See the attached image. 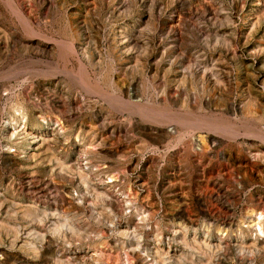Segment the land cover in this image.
Returning a JSON list of instances; mask_svg holds the SVG:
<instances>
[{
	"label": "rangeland",
	"instance_id": "1",
	"mask_svg": "<svg viewBox=\"0 0 264 264\" xmlns=\"http://www.w3.org/2000/svg\"><path fill=\"white\" fill-rule=\"evenodd\" d=\"M260 213L264 0H0V264H264Z\"/></svg>",
	"mask_w": 264,
	"mask_h": 264
},
{
	"label": "built area",
	"instance_id": "2",
	"mask_svg": "<svg viewBox=\"0 0 264 264\" xmlns=\"http://www.w3.org/2000/svg\"><path fill=\"white\" fill-rule=\"evenodd\" d=\"M129 211H127L126 213H128ZM146 219H148V216H147V218H145V220ZM153 227L152 226H147V227H145V229H146V232L147 231H151L150 232V234H152L153 233V230H151ZM209 228H211V224L210 223H207L206 225L205 224H203L201 227H200V231L203 233V236L205 237V236H207L208 234H209V231L210 230H208ZM185 229H187V228H185ZM197 230H198V228H197ZM155 231H157V230H155ZM170 231V230H169ZM194 231H195V229H194ZM171 233V232H170ZM172 234V236H177L178 234H179V232L177 233V230H174V232L173 233H171ZM177 234V235H176ZM220 236H225L226 237V233H225V231L223 232L222 231V234L221 235H217L216 234V240H217V244L218 243H220V241H221V237ZM202 242H205V244H206V246L207 247H203L202 245V247L204 248V252L206 253V254H208L207 252H209L210 253V255L212 256V254H213V252H211L212 251V249H213V251L215 252V248L216 247H213L215 244H209L210 242H209V240H206V241H204V240H202L201 241V243ZM216 244V245H217ZM147 249L146 250H152V251H159V252H165L164 250H163V248H161V247H159V246H156V245H153V243H152V246H150V248L149 247H146ZM139 249V248H138ZM145 249V248H144ZM174 252H177L178 254H173L172 253V255L170 254V251L169 250H166V252L165 253H167V254H169L170 255V261H176L177 259V257H178V255L182 252V253H186V252H184V250H178V251H175L174 250ZM180 258H182V257H180ZM179 258V259H180ZM203 260H207V259H203ZM205 262H207V261H205ZM200 264H202V263H200ZM208 264H211V263H209L208 262Z\"/></svg>",
	"mask_w": 264,
	"mask_h": 264
},
{
	"label": "bare ground",
	"instance_id": "3",
	"mask_svg": "<svg viewBox=\"0 0 264 264\" xmlns=\"http://www.w3.org/2000/svg\"><path fill=\"white\" fill-rule=\"evenodd\" d=\"M21 11V10H20ZM21 16V15H20ZM24 18V17H23ZM126 34V33H125ZM122 35V34H121ZM123 36V35H122ZM126 38H128V35H124ZM77 37V36H76ZM68 42V41H67ZM128 42V41H127ZM72 44V43H71ZM66 46V45H65ZM74 47V46H73ZM128 47V46H127ZM63 48L64 47H62V51H63ZM65 50H67V49H65ZM70 50V49H69ZM71 50H73V49H71ZM81 50V49H80ZM67 53V52H66ZM72 53V52H71ZM73 54V53H72ZM76 54H78V53H75V55ZM79 54H81V53H79ZM66 55H68V54H66ZM83 55V54H82ZM69 57V56H68ZM83 57V56H82ZM66 59V58H65ZM79 59V58H78ZM66 60H68V59H66ZM84 60V59H83ZM79 62V61H78ZM80 64V63H79ZM82 65V64H81ZM80 66V65H79ZM189 68V67H188ZM136 69V68H135ZM42 72V71H41ZM75 74V73H74ZM81 79V78H80ZM83 80H81V82H82ZM90 81V80H89ZM83 83V82H82ZM263 87V86H262ZM87 93V92H86ZM88 94V93H87ZM127 101V100H126ZM127 104V103H126ZM143 109V108H142ZM163 112V111H162ZM161 113V112H160ZM187 114V113H186ZM137 115H139V114H137ZM195 115V114H194ZM144 116V115H143ZM152 116V115H151ZM157 117V116H156ZM20 119V118H19ZM212 123V122H211ZM23 124V123H22ZM204 124H207V123H204ZM190 125V124H189ZM186 126V125H185ZM207 126V125H206ZM229 127V126H228ZM186 129V128H185ZM220 130V129H219ZM222 130V129H221ZM24 131V130H23ZM57 132V131H56ZM18 133V132H17ZM19 134H20V132H19ZM232 134V133H231ZM234 135V134H233ZM28 140V139H27ZM18 141V140H17ZM82 174V173H81ZM134 207L136 206L135 204L133 205ZM131 207V206H130ZM126 208V207H125ZM130 210L131 211H133L131 208H130ZM147 216H148V213L147 212H144V214H143V216L141 217V219H143V218H147ZM254 219V220H256L257 221V223L255 224V227H257L258 228V231L261 233V234H264V232L262 231V229H261V224H262V220L264 219V216L260 213V214H252L250 217H249V219ZM139 220H140V218H138ZM257 230V229H256ZM258 231H254V228H253V236H254V238L256 239V238H259V237H264V236H262V235H260V233H257ZM152 257V256H151ZM155 258V256H153L152 258H148V260H147V263L148 264H150V261H153V259Z\"/></svg>",
	"mask_w": 264,
	"mask_h": 264
}]
</instances>
